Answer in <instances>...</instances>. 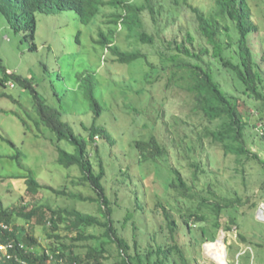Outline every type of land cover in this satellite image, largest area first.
I'll use <instances>...</instances> for the list:
<instances>
[{"label":"rangeland","instance_id":"rangeland-1","mask_svg":"<svg viewBox=\"0 0 264 264\" xmlns=\"http://www.w3.org/2000/svg\"><path fill=\"white\" fill-rule=\"evenodd\" d=\"M133 1L140 4L144 2ZM151 2L155 10L153 15L149 9L143 11L142 29L154 36V44L127 37L128 30L118 28L114 43L121 49H139L149 53L151 60L156 61V51L167 41L174 42L173 45H176L175 42L190 45L185 39L188 31L195 37L190 47L196 46L198 49L205 44L199 39L195 29L194 13L187 6H196L208 13L213 8L214 0ZM247 3L256 25V29L248 36V45L264 79V0H247ZM103 12L104 14L100 13L94 18L96 20L92 24L81 26L79 43L75 39L76 26L71 27L66 23L69 19L74 20L72 15L66 14L69 18L63 19L53 10L38 12L37 43L36 49L32 50L28 44L29 39L25 40L23 33H16L8 26L6 16L0 8V77H7L3 68L7 73L25 76L27 72L31 73L32 85L37 92L51 105L59 106L58 102H61L63 119L82 136H87V128L94 120V113L87 107L82 91L80 95L76 86L91 76L95 82L100 81L102 92L100 89L95 93L107 102V107L97 118L96 124L107 129L109 138L94 136V141L88 145L89 156L95 172H99L100 164L103 167L105 174L101 181L112 210L113 228L130 244L131 252H144L154 250L157 245L168 247L176 243L186 256L187 264H264V114L257 107L259 102L241 91H235L245 101L249 114L245 145L257 153L258 157L243 155L241 162H238L236 155L225 154L219 144H213L203 136L201 147L191 155L196 157L204 172L198 170L197 177L194 178L192 159L186 158L185 153H182L184 142L179 135L183 139L186 134L193 138L197 131H202L205 120L191 111L185 90L175 85L166 88L165 75L157 68L145 64L141 58L134 64H121L107 53L103 60V46L97 41L93 42L98 40L100 29L106 31L113 26L109 22L112 8L105 6ZM52 32L55 37L51 38ZM221 37L226 40L225 35ZM48 46H53L54 51L59 53L58 60L51 57ZM67 53H70L72 62L70 67L67 64ZM213 69L217 70V77L222 84L228 90H233V85H225L226 79L228 82L231 79L219 75L222 69L216 65ZM167 71V74L170 73ZM57 75L62 80L58 81ZM179 76L180 73L175 78ZM7 78L12 85L0 83L1 207L11 209L20 203L28 202L29 205L37 202L52 209H77L96 216L101 222L106 221L105 215L99 213L97 202L81 201L71 195L96 198L91 184L81 179L82 173L78 166L65 167L57 162L56 144L69 151L74 147L66 140L57 141L54 132L40 120L30 91ZM146 80L150 81L149 84ZM127 92L128 95L124 96ZM20 117H24L28 126L23 124ZM185 121L194 124L189 123L186 131ZM151 135L165 145L167 153L155 160H143L133 143L135 140L148 139ZM1 136L12 140L15 146L7 143ZM16 153H19L17 160L11 157ZM171 166L178 167L182 177L189 184L195 185L196 189H210L217 197L235 200V207L221 212L220 227L217 230L210 228L207 221L196 224L190 222L191 231L184 229L178 210V207L184 206V201L177 200L171 188L167 187ZM27 172L43 186L34 194L28 192L22 177H10ZM49 188L64 190L65 193H57ZM139 205L142 208L136 209ZM162 206L177 220L173 231L167 225L168 220ZM129 210L133 212L132 217L125 220ZM228 225L231 230L226 229ZM203 229L205 232L202 234ZM29 230L37 238L40 247L50 248L54 242L47 234L48 229L42 224L32 223ZM60 232L65 234L63 226L60 227ZM103 232L104 228L100 226L86 227L85 233L95 234V238L77 241V251L83 253L87 245L99 248L102 242H107L105 263L121 264L116 244L109 242ZM239 233L245 237V241H242ZM255 244L261 246L256 247V250ZM246 250L251 253L249 259L240 256ZM156 257L153 254L152 261ZM164 264L183 263L179 253L172 250Z\"/></svg>","mask_w":264,"mask_h":264},{"label":"trees","instance_id":"trees-1","mask_svg":"<svg viewBox=\"0 0 264 264\" xmlns=\"http://www.w3.org/2000/svg\"><path fill=\"white\" fill-rule=\"evenodd\" d=\"M80 1L75 0L76 3ZM82 1L87 3V12L81 17V23L85 26L94 22L96 20L94 18H97L100 13L104 14L103 7L112 8L109 22L113 26L108 27L106 31L100 29L99 38L95 42L101 44L104 51L112 56L114 61L121 64H134L137 59L141 58L145 64L157 68L166 77L164 86L169 88L175 85L185 90L189 97L191 111L201 120H205L203 132L197 131L193 138L187 137L186 134L183 139L179 135L180 140L184 142L182 153H185L186 158L192 159L194 178L197 177L198 170L204 172L196 157L191 155L201 147L203 136L209 138V142L219 144L225 154L236 155L238 162H241L240 159L243 155L245 157H249V155L258 157L257 153L252 152L245 145V129L249 125V114L245 101L235 94V91H241L247 97L258 101L257 107L264 114V79L248 45V36L256 29V25L252 21L253 15L249 10L247 0H214L213 8L208 13L196 6H187L194 13L195 29L199 39L205 44L200 45L198 49L196 46L190 47L194 43L195 37L188 31L185 39L190 45L185 42H175L176 45H173L174 42L167 41L161 46V49L156 51V61L151 60V56L147 52H141L139 49L123 50L114 43L117 29L126 28L128 30L127 37H135L137 41L154 44V36L142 29L144 26L143 11L149 9L150 14L153 15L155 10L151 0H144L141 4L133 0ZM52 2L53 0H0V8L6 16L8 26L16 33H23L24 39H29V47L35 50L37 43L35 41V14L39 11L50 10ZM80 35L81 32L77 31V42L80 41ZM222 35L226 36V40L222 39ZM52 37H55L54 32L51 33ZM48 49L51 57L58 60L59 53L54 51L55 48L48 46ZM67 59V64L70 67L72 63L70 54ZM147 65L146 70L148 69ZM215 65L222 69L220 76L231 79L230 82L226 79L225 85H233V90H228L222 84L217 77V70L213 69ZM45 68L48 67L45 65ZM167 70L170 71L169 75ZM3 71L7 77L30 91L35 100L40 120L54 132L57 141L66 140L74 147L72 151H69L56 144L57 162L65 167L78 166L82 173L81 179L91 184L96 192V198L84 197L81 194L71 195L81 201L97 202L99 213L105 215L106 221L101 222L96 216L83 213L77 209H52L37 202L29 205H27L28 202L26 204L20 203L11 209L2 208L0 204V223H2L0 224V245H11L7 249L0 248V264H106L104 260L107 258L105 256L107 242H102L99 248L87 245L83 253L77 251V241L95 238V234L85 233V228L91 226L104 228L103 234L108 238V241L117 246L121 264H164V260L171 254L172 250L179 253L183 264H187L186 256L176 243L168 247L157 245L154 250L148 249L144 252L133 250L134 252H131L130 244L125 238L119 236L113 228L112 210L101 181L105 172L101 164L99 172L93 170L88 150V145L94 141V136L100 135L102 138H109L107 129L103 125L96 124L97 118L107 107V102H104L101 97L100 101L95 93L100 89L102 92L100 81L96 80V83L91 76L82 81V84L77 83L76 86L77 92L82 91V97L87 101V107L94 113V120L87 128V136H82L77 134L73 127L63 119L64 112L60 110L61 102H58L59 106L51 105L37 92L32 85L31 73L27 72L25 76L14 72L7 73L4 68ZM178 73H180L179 78H175ZM7 77H0V83L3 84L8 81ZM57 80H62V77L57 75ZM149 82L146 80V83L149 84ZM127 95L128 92L124 96ZM20 119L25 126H28L24 117H20ZM189 123L194 125L192 122L185 121V131ZM1 137L7 143L15 146V143L9 138ZM133 146L139 151L143 160H155L167 153L165 145L154 135L145 140H135ZM11 157L17 160L19 153ZM170 172L169 186H166L171 188L177 200L184 201V206L178 207L184 229L188 232L191 231L190 222L196 224L207 221L211 225L210 228L217 230L220 227L221 212L224 209L235 207V200L217 197L215 192L210 191V189L207 191L196 189L195 185L189 184L182 177L180 169L176 166H171ZM10 177H22L26 189L33 194L43 188L35 177L28 172L24 175H12ZM194 181L192 182L194 183ZM49 189L57 193H65L64 190ZM236 200L239 199L236 198ZM141 208V205L136 206V209ZM162 210L168 220V227L173 231L177 225L176 218L172 217L164 206H162ZM132 214V210H129L125 220L132 217ZM32 223L42 224L48 229V236L54 239L50 248L40 247L37 238L29 230ZM61 226H63L65 234L60 232ZM226 229L231 230V226L228 225ZM203 232L205 229L202 230V234ZM239 236L242 241H245V237L241 233ZM260 246V244H255V248ZM153 254H156L157 257L152 261ZM241 255L249 259L251 253L246 250ZM173 262L176 263V260Z\"/></svg>","mask_w":264,"mask_h":264},{"label":"clouds","instance_id":"clouds-1","mask_svg":"<svg viewBox=\"0 0 264 264\" xmlns=\"http://www.w3.org/2000/svg\"><path fill=\"white\" fill-rule=\"evenodd\" d=\"M86 4L87 3H85L82 0L79 3H76L75 0H53V2L51 4L52 5L51 6L52 8L50 10H53L54 12H56L63 19L69 18L66 14L73 16V19L74 20L73 21H70V19H69V20H67L66 23H67L68 26H71V27L72 26H76L77 30L75 32V39H76V36H77V31H80L81 32V26L83 25V23H81L82 22L81 21V17H82V15L85 12H87L86 11V6H87ZM45 11H48V10H45ZM45 11H39V12H45ZM37 13L35 14V16H37ZM90 23L92 24V22H90ZM36 28H37V24H36V21H35V36H36V40L35 41L37 42L38 28L37 29ZM93 42L95 43V41H93ZM67 54L69 55L70 53H67ZM106 54H107V52L106 51H103V55H102L103 60H104ZM8 73H10V72H8ZM9 81L10 80L6 81V83L9 84ZM0 224H2V223H0ZM4 227H6V226H4Z\"/></svg>","mask_w":264,"mask_h":264},{"label":"built area","instance_id":"built-area-1","mask_svg":"<svg viewBox=\"0 0 264 264\" xmlns=\"http://www.w3.org/2000/svg\"><path fill=\"white\" fill-rule=\"evenodd\" d=\"M10 85H12L10 82H9ZM11 245L10 244H6V245H0V248L2 249H7L9 248Z\"/></svg>","mask_w":264,"mask_h":264}]
</instances>
